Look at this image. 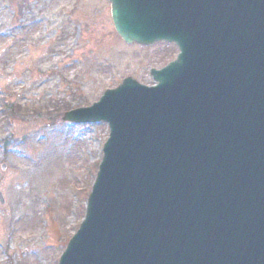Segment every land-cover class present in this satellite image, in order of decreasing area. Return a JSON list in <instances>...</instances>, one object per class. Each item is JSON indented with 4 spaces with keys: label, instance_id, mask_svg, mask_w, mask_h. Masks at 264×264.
I'll list each match as a JSON object with an SVG mask.
<instances>
[{
    "label": "water",
    "instance_id": "obj_1",
    "mask_svg": "<svg viewBox=\"0 0 264 264\" xmlns=\"http://www.w3.org/2000/svg\"><path fill=\"white\" fill-rule=\"evenodd\" d=\"M109 2L125 43L180 53L65 114L110 137L59 264H264V0Z\"/></svg>",
    "mask_w": 264,
    "mask_h": 264
},
{
    "label": "rangeland",
    "instance_id": "obj_2",
    "mask_svg": "<svg viewBox=\"0 0 264 264\" xmlns=\"http://www.w3.org/2000/svg\"><path fill=\"white\" fill-rule=\"evenodd\" d=\"M178 54L125 43L109 0H0V264H58L84 218L110 131L63 122L62 108L128 77L154 86L150 71Z\"/></svg>",
    "mask_w": 264,
    "mask_h": 264
},
{
    "label": "trees",
    "instance_id": "obj_3",
    "mask_svg": "<svg viewBox=\"0 0 264 264\" xmlns=\"http://www.w3.org/2000/svg\"><path fill=\"white\" fill-rule=\"evenodd\" d=\"M11 110H12V114H15L16 116L22 115L20 113L22 111V107L20 105L19 106L18 105H12ZM62 110H64L63 112H67V111H70L71 108L70 107H64V108H62Z\"/></svg>",
    "mask_w": 264,
    "mask_h": 264
}]
</instances>
